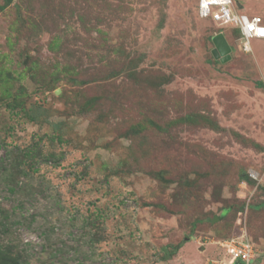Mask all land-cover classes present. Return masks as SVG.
<instances>
[{"label":"rangeland","instance_id":"rangeland-1","mask_svg":"<svg viewBox=\"0 0 264 264\" xmlns=\"http://www.w3.org/2000/svg\"><path fill=\"white\" fill-rule=\"evenodd\" d=\"M232 1L264 22V0ZM197 14V0L0 10V261L228 264L236 240L264 264V40L243 53Z\"/></svg>","mask_w":264,"mask_h":264},{"label":"built area","instance_id":"built-area-1","mask_svg":"<svg viewBox=\"0 0 264 264\" xmlns=\"http://www.w3.org/2000/svg\"><path fill=\"white\" fill-rule=\"evenodd\" d=\"M197 13L199 17L210 19L219 26L238 29L244 53L251 51V39H264L263 19L260 16L238 13L232 0H197ZM221 245L226 249L228 264H256L257 252L254 245L236 240H226Z\"/></svg>","mask_w":264,"mask_h":264},{"label":"water","instance_id":"water-1","mask_svg":"<svg viewBox=\"0 0 264 264\" xmlns=\"http://www.w3.org/2000/svg\"><path fill=\"white\" fill-rule=\"evenodd\" d=\"M212 42L214 44V50L212 51L215 58H222L221 60L224 62L229 57V53L231 52L230 47L228 46L224 36L222 34H218L213 37Z\"/></svg>","mask_w":264,"mask_h":264},{"label":"trees","instance_id":"trees-1","mask_svg":"<svg viewBox=\"0 0 264 264\" xmlns=\"http://www.w3.org/2000/svg\"><path fill=\"white\" fill-rule=\"evenodd\" d=\"M11 3H12V0H4V4L0 7V10L2 11V10H4L6 7H8V6H10L11 5ZM237 11V10H236ZM240 13V12H239ZM198 15V14H197ZM253 16V15H252ZM255 16H259V15H255ZM261 17V16H260ZM262 18V17H261ZM232 31H234V34H236L237 35V39L241 36L240 35V32H239V30L238 29H235V30H232ZM260 88H262V89H264V84L263 83H261V82H258V84H257ZM249 177V176H248ZM247 176H245V175H243V179L246 181V183L247 182H249V178H248ZM263 204H264V202H263ZM178 249V248H177ZM18 261L16 260V261H14V259H12V258H10V257H8L7 255L6 256H4L3 258H2V260L0 261V264H18L17 263Z\"/></svg>","mask_w":264,"mask_h":264},{"label":"clouds","instance_id":"clouds-1","mask_svg":"<svg viewBox=\"0 0 264 264\" xmlns=\"http://www.w3.org/2000/svg\"><path fill=\"white\" fill-rule=\"evenodd\" d=\"M235 10H236V7H235ZM238 13L240 12V11H237ZM240 13H242V12H240ZM244 14V13H243ZM235 30V29H234ZM241 35V34H240ZM241 38V36L238 38V39H236V40H239ZM262 40H264V39H262ZM239 42V41H238ZM251 52V51H250ZM244 53V52H243ZM226 241V240H225Z\"/></svg>","mask_w":264,"mask_h":264},{"label":"snow or ice","instance_id":"snow-or-ice-1","mask_svg":"<svg viewBox=\"0 0 264 264\" xmlns=\"http://www.w3.org/2000/svg\"><path fill=\"white\" fill-rule=\"evenodd\" d=\"M262 34H264V30H262Z\"/></svg>","mask_w":264,"mask_h":264}]
</instances>
